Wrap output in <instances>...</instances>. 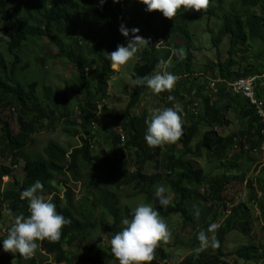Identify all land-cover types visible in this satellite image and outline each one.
Returning <instances> with one entry per match:
<instances>
[{
    "label": "trees",
    "instance_id": "obj_1",
    "mask_svg": "<svg viewBox=\"0 0 264 264\" xmlns=\"http://www.w3.org/2000/svg\"><path fill=\"white\" fill-rule=\"evenodd\" d=\"M255 8H259L261 13L253 12ZM211 19L220 23L215 35L208 29L212 35L210 45L217 55L216 64L207 66V71L214 73L217 92L211 95L216 100L199 91L202 104L200 115L191 111L180 113L181 119L185 117L181 138L174 144L150 148L144 136L146 121L151 118L145 110L140 114H131L145 96L146 86L132 84L125 108L105 114L108 83L115 74L105 53L110 54L118 45L126 44L132 38L131 32L128 37L121 35V25L129 30L131 25H135L149 43L137 54L138 59L129 77L132 73L140 77L153 75L158 70L159 60H170L173 65L168 70L179 79L171 92L160 95L166 107H173V101H169L168 96L179 98L181 90L188 88L195 79L192 67L197 47L191 26ZM263 33L264 0L231 3L210 0L207 10L195 12L181 9L173 20L164 18L160 12H147L138 0H119L117 3L104 0L103 4L100 0H0V47L4 49L0 50V113L13 110L18 129L17 133H13L0 126V154L5 153L12 166L22 161L25 172L19 184L0 187V227L8 217L7 209H11L14 215L29 214L28 201L21 199L20 194L37 180L43 184V190L38 194L54 203L57 212L71 221L62 229L58 242H40L41 247L28 260L18 253L13 255L3 251V239L10 226L0 228L3 233L0 235V264H47L51 262L50 258L51 264H77L64 250L65 247L77 245L81 249L89 231L99 230L114 235L121 230V209L112 189L118 191L124 187H130L136 195L145 198L162 218L179 216L182 227L195 229L197 235L201 230L207 231L218 216L229 209L226 202L229 186L243 184L251 168L258 167L254 187L249 186L260 191L259 197L252 191L253 196L248 198L252 208L243 204L230 207L229 215L214 232L219 246L214 247V251L203 249L197 253L193 250L180 263L227 264L221 260L225 256L226 236L238 232L242 237L251 239L253 221L250 211L254 209L257 210V220L264 224V195H261L264 194V165L258 164L251 153L263 144L262 125L247 102L233 95L227 86L246 76L256 77V98L264 104ZM40 40H45L56 49V53L53 51L55 59H64L77 72L75 94L80 97L75 98L74 106L63 97H59L58 103L57 95L49 87L41 86L42 94L39 95V83L24 75L30 66L24 48ZM224 41H227L226 57L222 61L220 47ZM255 47L257 51L252 54ZM181 49L185 58H175L174 51L178 53ZM32 65L35 67L34 63ZM205 84H208L206 80ZM230 109L239 111L237 119L239 122L246 120V129L221 135L215 131L216 127L230 124L226 119ZM76 110L78 122L70 118L71 112ZM56 114L59 116L56 117ZM99 115L107 119L100 125L95 122ZM61 120H64V132L79 136L77 146L66 149L48 142L41 154L26 153L25 149L32 143L36 131L55 129ZM114 124L120 126L119 132ZM78 130L83 135L80 136ZM245 146L249 151H244ZM132 157L137 161L129 162L128 158ZM198 159L221 166V175L204 174L194 164ZM10 174V167H0V180ZM53 183L63 189L62 196L54 190ZM68 183L83 184L80 201H75V194ZM161 186L167 198L168 193L172 195L168 206H161L155 196L156 189ZM98 209L103 215L112 217L111 225L92 221ZM123 213L125 218H131L129 209L124 208ZM101 245L103 239L97 238L88 248L89 255L85 253L84 258L94 264L114 262L110 247L104 249ZM232 256L243 264H258L264 259V247L248 241ZM167 260L169 255L158 247L151 264H169Z\"/></svg>",
    "mask_w": 264,
    "mask_h": 264
},
{
    "label": "rangeland",
    "instance_id": "obj_2",
    "mask_svg": "<svg viewBox=\"0 0 264 264\" xmlns=\"http://www.w3.org/2000/svg\"><path fill=\"white\" fill-rule=\"evenodd\" d=\"M228 2H236L237 0H227ZM139 9V7H138ZM253 12L260 14L261 10L259 8H255ZM130 16V15H129ZM133 16V15H132ZM135 21L137 18H134ZM208 23V24H207ZM207 25V26H206ZM220 23L215 20L211 19L206 22L199 21L197 23L192 24V33L194 35V43L197 47V51L195 52V61L194 65L192 67V70L194 72V80L190 83L188 88H185L181 90L180 94L178 95L179 98L174 97L173 100V107L175 105H179L182 111L181 114L185 111L189 112L191 111V107L193 103H198L196 100H198L200 103L198 113L200 115L202 106L201 104V96H199L200 92H202L204 95L209 94L212 98V100H216V97L209 89V83L211 81H215L214 79V73H210L207 71V66L211 64H216L217 62V55L216 50L212 48L210 45V38L211 33L209 32V28L213 31L212 34L215 35L217 30L219 29ZM131 28H135V25H131ZM141 32L139 31L137 35H140ZM264 35V33H263ZM142 37V36H141ZM144 38V37H143ZM131 39V38H129ZM128 39V40H129ZM226 44L227 41H224L222 43V46L220 47L221 51V57L220 60L225 59V50H226ZM122 45H127L124 42ZM143 49V48H142ZM141 49V50H142ZM172 49V48H171ZM1 51H4L3 46L0 47ZM140 50V51H141ZM53 51L56 53V49L53 46L48 45V43L45 40L36 41L34 44H30L27 47L24 48L25 54L28 55L27 62L29 63V70L24 74L29 80H35L39 83V88L37 90V93L39 95L42 94L41 86L49 87L50 90L57 95V102L59 103V97H63L66 101L71 103V106H74L75 104V98H78L80 96H76L75 93H77L76 89V81L75 78L77 77V72L64 60V59H55L53 55ZM257 49L255 47L254 50H252V54L256 53ZM139 53V52H138ZM137 53V54H138ZM50 54V55H49ZM178 55H174L176 58ZM41 62H40V61ZM35 64V67L32 64ZM136 64V58L130 60L127 65L122 66L119 71H114L115 74L111 77V80L108 83V99L105 102V108H106V115H109L112 110L120 111L123 110L127 104L128 98L132 91V82L129 78V74L132 72L134 66ZM170 62L169 68L172 66ZM158 71V70H157ZM205 80L208 82V84H205ZM200 88V89H199ZM200 91V92H199ZM202 94V95H203ZM198 96L199 98H197ZM165 100L161 97L160 94H153L148 88L145 92V96L143 97L140 104L135 108L134 111L131 112V114H140L143 110L146 111L147 115L151 118L154 112L157 109H163L166 108V105L164 104ZM72 108V107H71ZM239 111H233L230 109L227 113L226 119L229 121L228 126L223 127H216L217 133L221 135H227L231 133H237L239 131H245L246 129V120H243L239 122L237 119V114ZM198 115V116H199ZM59 115L56 114V117ZM77 110L74 112H71V119H76L77 121ZM185 119V117H183ZM182 119V122H183ZM64 120H61V123L59 122L57 124V127L49 129H41L39 131H36L32 136V143L28 145L25 149L26 153H42L43 148L48 142H54L60 145L63 148L71 149L79 144V136H71L72 132L66 133L64 132L63 128V122ZM107 119L104 115H99L95 122H98V125L106 122ZM78 122V121H77ZM113 124V123H112ZM0 126L7 127L9 130H11L13 133H17L18 129L16 126V113L13 110H6L2 111L0 113ZM119 125L114 124V128L120 131ZM79 129V128H78ZM77 133H80V136L83 135L80 130H78ZM102 135V132H100ZM1 135V134H0ZM95 135L94 133L92 136ZM95 141V136H93ZM96 142L98 143V139L96 138ZM100 141V139H99ZM97 145V144H96ZM2 148V145H0V149ZM264 150V149H263ZM95 154H97V149H94ZM229 155V154H228ZM7 155L5 153L0 154V167H10L11 168V174L9 177H2L0 180V187L4 188L7 185H12L13 183L19 184L22 179L25 176V172L23 171V162L18 161L17 165L14 167L11 164L10 160L6 159ZM256 158V162L258 164L264 165V151H261L260 154L257 153V155H254ZM129 162L137 161L135 157L128 158ZM127 161L126 164L129 163ZM194 164L197 168L201 169L204 174L209 176H218L221 175L222 170L221 166L218 167L217 164L212 163L208 164L203 159H198L194 161ZM258 173V167L251 168V171L249 174L245 177V182L243 184H232L229 186L228 191L226 192L228 201V207L224 213L220 214L217 218V221L213 224L216 225L215 230L217 229L218 225L224 220L226 216L230 213V207L236 206L237 204H243L247 205L248 208H252L251 205L248 204L249 197L253 196L251 195V192H256L257 197H259V192L255 189H251L249 186L252 185L254 187V178ZM86 185V181H83ZM83 184L77 183L72 184L68 183V186L72 189L73 193L75 194V201H80V198L82 197L83 192ZM54 190L59 194L63 195V189L61 187H57L56 183H53ZM61 186H63L61 184ZM118 199V203L120 206V228L122 229V220L125 218L123 209H129L131 212L132 210L141 202L148 203L145 198H142L134 193L130 187H124L119 189L118 191L115 189H112ZM264 192V191H262ZM168 199L172 198V195L170 193L167 194ZM262 196L264 194H261ZM42 196V195H41ZM45 200L44 196H42ZM252 203V200L249 202ZM101 209H98V211H95L94 216L92 218V221L99 223H107L108 225H111L113 223L112 217L109 215H103L100 211ZM252 216L253 221V228L250 229L252 231L250 233L251 239L242 237L241 234L238 232H232L225 238V247H224V254L225 256L221 258L223 262L227 264H243L241 261L234 260V252L241 246L247 244L248 241H252L254 244L258 246L264 247V224L263 222L257 220V210L250 211V217ZM165 222L168 225V228L171 232V239L167 243H161L159 247L162 248L168 255H169V264H180L183 259L188 256L193 250H196L200 248V242L197 239V235L195 234V229H192L191 227L185 229L182 227V222L179 216L177 215H170L167 218H163ZM11 224V218L8 216L6 217V220L4 223H2L0 228H8ZM2 229L0 231V235H2ZM214 230V232H215ZM248 231V230H246ZM209 236V244L207 247H205V250L214 251V247L211 244L212 237L214 236V232L209 233L208 230L205 231ZM106 233H103L99 230L96 231H89V234L86 237L85 244H83L82 248L80 249L77 245L71 246V247H65L64 250L72 256V258L77 262V264H94L88 259L84 258L86 256L85 253L89 255L88 248L90 245H92L95 240L103 239V245H101L102 248L106 249L109 247V245L106 242ZM179 241L183 242L184 244H180ZM87 257H90L88 256ZM52 262V259L50 260ZM49 264V262H47ZM108 264H118L117 261L110 262ZM253 264V263H249ZM258 264H264V259L261 260Z\"/></svg>",
    "mask_w": 264,
    "mask_h": 264
},
{
    "label": "clouds",
    "instance_id": "obj_3",
    "mask_svg": "<svg viewBox=\"0 0 264 264\" xmlns=\"http://www.w3.org/2000/svg\"><path fill=\"white\" fill-rule=\"evenodd\" d=\"M119 0H113L117 3ZM145 6L147 12H160L163 17L173 20L181 9L185 11L201 12L208 9L210 0H138ZM103 4L104 0H100ZM121 35L131 39L127 45H118L116 50L105 53V58L110 62L114 71H119L122 66L136 58L142 48L148 47L149 41L137 35L139 29H127L124 25L120 27ZM163 42V41H161ZM180 59L185 58V52L181 49L178 53ZM170 60H159L158 71L153 75L143 77L130 75L132 84L136 87L146 86L153 94L171 92L179 77L172 74L168 69ZM175 98L168 96L169 101ZM182 109L177 104L174 107L157 109L149 121H146L147 130L144 140L148 147L157 148L164 145L176 143L183 134ZM43 190V184L37 180L30 187L21 192V199L28 201V215L23 213L13 214L11 209L6 210V215L11 218L7 236L3 239V251L13 255L19 254L25 260L31 259L43 241L50 243L58 242L62 235V229L71 223L70 219L59 214L56 205L50 200H45L38 193ZM155 196L161 206H168L170 201L166 197L164 187H158ZM198 214V213H197ZM122 229L114 235H106V242L110 252L118 264H151L155 259V252L159 245L169 242L171 232L167 223L161 217L159 211L150 203H139L131 213V218L122 220ZM215 224L209 226L208 232H214ZM197 239L203 250L209 244V236L201 230ZM211 244L218 247L219 242L212 237Z\"/></svg>",
    "mask_w": 264,
    "mask_h": 264
},
{
    "label": "built area",
    "instance_id": "obj_4",
    "mask_svg": "<svg viewBox=\"0 0 264 264\" xmlns=\"http://www.w3.org/2000/svg\"><path fill=\"white\" fill-rule=\"evenodd\" d=\"M256 77L246 76L244 78H240L228 83L229 91L235 95L242 97L248 104L249 108H251L254 112L255 117L258 122L262 125L261 136L264 137V104L262 101L256 98ZM209 89L213 94H216V81H211L209 83ZM199 105L198 103H193L191 107V113L194 115L198 114ZM94 127V124L91 125ZM264 141L259 150L253 149L251 153L253 155H257L264 151ZM244 151H249L247 146L244 147ZM51 264V262H49Z\"/></svg>",
    "mask_w": 264,
    "mask_h": 264
}]
</instances>
